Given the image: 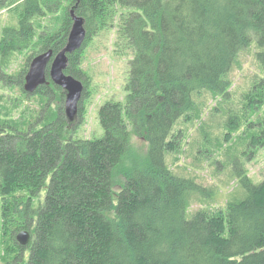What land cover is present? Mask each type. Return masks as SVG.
Returning <instances> with one entry per match:
<instances>
[{"label":"trees","instance_id":"obj_1","mask_svg":"<svg viewBox=\"0 0 264 264\" xmlns=\"http://www.w3.org/2000/svg\"><path fill=\"white\" fill-rule=\"evenodd\" d=\"M15 2L0 56L24 52L16 82L39 105L27 117L0 114V264H264V179L253 182L234 158L239 193L223 213L197 209L187 218L197 188L166 161L178 120L201 96L228 89L251 44L264 69V0ZM71 8L84 18L83 47L117 27L131 50L124 100L100 107L103 134L93 138L75 134L59 86L22 88L31 58L65 45ZM80 50L65 73L85 86ZM23 229L25 246L16 241Z\"/></svg>","mask_w":264,"mask_h":264},{"label":"rangeland","instance_id":"obj_2","mask_svg":"<svg viewBox=\"0 0 264 264\" xmlns=\"http://www.w3.org/2000/svg\"><path fill=\"white\" fill-rule=\"evenodd\" d=\"M16 3L0 0V33L5 25L15 26L17 14L12 8ZM255 51V44H251L240 54L229 75L230 85L223 94L201 96L197 106L174 126L167 165L197 188L189 197L187 218L197 209L223 213L229 197L239 193L233 174L234 158L253 182L264 179V69L256 61ZM78 56L77 68L85 80V93L79 103L81 114L78 112L70 123L77 127V136L98 137L103 134L98 118L100 107L108 100H124L131 50L118 43L117 27H113L95 34ZM24 57V52L0 56L2 116L12 109L7 116L27 117L30 108H38V97L25 99L18 87L20 82H16ZM25 106L29 109L22 114ZM133 142L138 152L146 149L140 139L134 138Z\"/></svg>","mask_w":264,"mask_h":264},{"label":"water","instance_id":"obj_3","mask_svg":"<svg viewBox=\"0 0 264 264\" xmlns=\"http://www.w3.org/2000/svg\"><path fill=\"white\" fill-rule=\"evenodd\" d=\"M69 14L71 26L65 45L58 52L54 53L48 49L33 56L24 75L22 88L26 93L31 94L35 93L41 86L49 85L50 82L59 86L65 94V116L68 122H72L79 112L84 84L74 76L66 74L65 69L68 64V55L83 47L86 39V28L84 18L76 14L74 8L69 10ZM16 241L21 246L26 245L30 241L29 232L25 229L20 230L16 234Z\"/></svg>","mask_w":264,"mask_h":264}]
</instances>
